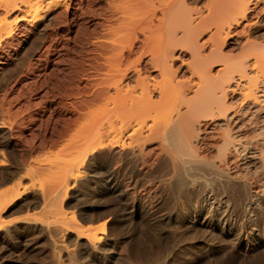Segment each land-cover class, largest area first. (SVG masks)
I'll return each mask as SVG.
<instances>
[{"label":"bare ground","instance_id":"obj_1","mask_svg":"<svg viewBox=\"0 0 264 264\" xmlns=\"http://www.w3.org/2000/svg\"><path fill=\"white\" fill-rule=\"evenodd\" d=\"M13 59L0 264H165L167 230L264 264V0H0ZM126 209L155 247L117 252Z\"/></svg>","mask_w":264,"mask_h":264},{"label":"rangeland","instance_id":"obj_2","mask_svg":"<svg viewBox=\"0 0 264 264\" xmlns=\"http://www.w3.org/2000/svg\"><path fill=\"white\" fill-rule=\"evenodd\" d=\"M15 60L16 59H13L11 62H9L8 65L5 67L4 71L0 70V84H1L0 86L6 87V82H7V85L8 84L10 85L12 82H14L16 75H15V73H10V72L14 67H16L17 60H16V62H15ZM12 75H14V77ZM12 77H13V79H12ZM9 80H10V82H9ZM126 211H124V212H126L125 213L126 215H123L124 221L121 220L120 223L122 222L121 225H123L122 227L124 228V230H127V232H129V234H132V236L129 240L125 241V243H126L125 245L122 244L124 247H122L121 245H119L120 247L119 246L117 247V249H116V250H118L117 252H122V251H124L125 248L128 249L129 248L128 246L131 247V245L134 244V242H135L134 240L137 239L138 237H140L141 239H144L145 242L148 245H150L151 247H155L154 246L155 242H156L155 238L157 237L155 230L159 229V228L154 227L152 225L151 226H148L145 224L143 225L142 221H141L142 218L139 215V213L132 214L130 216V215H127L129 209H126ZM128 216L130 217V221L128 220L129 219ZM257 217H258V215H255V219H257ZM258 220H259V218H258ZM135 228H136V230H135ZM254 228H256L257 232L260 233L261 230L264 228V222H262L261 220L258 221L256 227H254ZM134 235H135V237H134ZM172 236H173V234L168 230L165 231L160 236V243H161V245H163L162 250L165 252L164 253L161 251V255L163 254L162 256L165 257V259H164V261H166L165 264H203L204 262H209L210 264H238V263H243L245 260L247 261V259H248L247 255L249 252H247L245 248L242 247L240 249H236L235 247H232V245L229 244V241H226L225 240L226 238H223L222 236L221 237L224 239V242L226 241L225 242L226 244L222 242L223 239L221 237H220L221 240H218L219 239L218 237H217L218 239L214 237L213 241L210 238L211 240L209 239V241L207 242L208 244L203 243V242H199L196 240H194L195 242L190 241V240L188 241V239L186 241V238H184V239L182 238V239H180V241L177 242L178 246H180V247H177V245H175L176 247H174L173 239H176V238H173ZM166 241H167V243H166ZM217 241L219 243L222 242L223 248L221 247V244L217 243ZM182 245H184V246H182ZM181 247H183V248H181ZM121 248H123V249L121 250ZM263 248H264V244L256 246L254 252L257 253L258 251L261 250L260 253H262L264 251ZM169 251H171V252H169ZM34 255H36V256H34ZM32 257L33 258H31V259L35 260L36 259L35 257H37V254H32ZM48 259L50 260L49 257H48ZM49 260L46 262L49 263ZM132 260L135 262H138L141 259H139L137 257H132Z\"/></svg>","mask_w":264,"mask_h":264}]
</instances>
